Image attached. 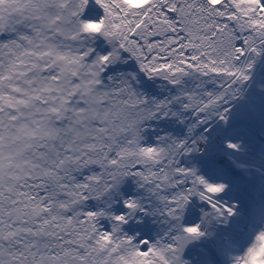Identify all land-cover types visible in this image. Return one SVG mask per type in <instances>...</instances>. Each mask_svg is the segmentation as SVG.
<instances>
[{
  "label": "snow or ice",
  "instance_id": "6c2138e0",
  "mask_svg": "<svg viewBox=\"0 0 264 264\" xmlns=\"http://www.w3.org/2000/svg\"><path fill=\"white\" fill-rule=\"evenodd\" d=\"M0 264H264V0H0Z\"/></svg>",
  "mask_w": 264,
  "mask_h": 264
}]
</instances>
